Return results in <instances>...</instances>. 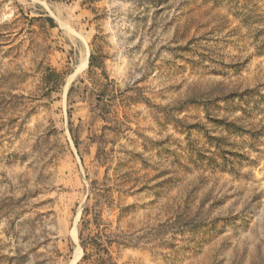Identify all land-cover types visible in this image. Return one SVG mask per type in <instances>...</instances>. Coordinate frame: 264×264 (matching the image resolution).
Instances as JSON below:
<instances>
[{"label":"rangeland","instance_id":"374dc122","mask_svg":"<svg viewBox=\"0 0 264 264\" xmlns=\"http://www.w3.org/2000/svg\"><path fill=\"white\" fill-rule=\"evenodd\" d=\"M107 179L120 264H264V0H0V264Z\"/></svg>","mask_w":264,"mask_h":264},{"label":"trees","instance_id":"16d2710c","mask_svg":"<svg viewBox=\"0 0 264 264\" xmlns=\"http://www.w3.org/2000/svg\"><path fill=\"white\" fill-rule=\"evenodd\" d=\"M110 180L99 185L95 182L91 188V202L84 210L78 224L79 245L83 257L79 264H120L119 256H115L120 249L138 247L130 235L119 229L112 231V224L105 220V213L114 210L115 190Z\"/></svg>","mask_w":264,"mask_h":264},{"label":"bare ground","instance_id":"6f19581e","mask_svg":"<svg viewBox=\"0 0 264 264\" xmlns=\"http://www.w3.org/2000/svg\"><path fill=\"white\" fill-rule=\"evenodd\" d=\"M86 65H87V62H84V64H83V66L82 67H86ZM77 255H78V258L80 257V255H79V253H77Z\"/></svg>","mask_w":264,"mask_h":264}]
</instances>
